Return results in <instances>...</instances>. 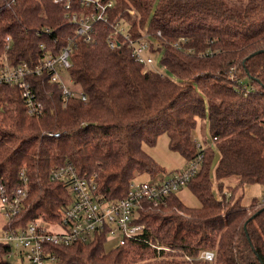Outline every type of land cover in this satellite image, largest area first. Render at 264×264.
Wrapping results in <instances>:
<instances>
[{
  "label": "trees",
  "instance_id": "16d2710c",
  "mask_svg": "<svg viewBox=\"0 0 264 264\" xmlns=\"http://www.w3.org/2000/svg\"><path fill=\"white\" fill-rule=\"evenodd\" d=\"M111 1L106 21L96 19L89 32L76 34L71 15L88 13L92 3L0 0V65L34 66L47 51L58 54L71 43L61 77L86 96L64 100L50 71L33 73L27 80L44 105L37 117L28 113L18 84H0V186L17 187L22 169L28 178L16 222L53 228L60 222L73 195L64 181L49 178L58 166L71 165L80 176L96 173L104 200L126 196L137 174L162 172L144 146L166 133L169 148L187 162L203 155L186 183L199 205H186L177 192L155 205L144 202L136 220L145 224L143 234L111 247L105 230L84 244L51 245L59 264H264V202L243 205L226 186L231 176L236 190L264 185V0ZM117 21L132 38H155L149 51L161 54L160 68L136 60L128 41L108 45ZM200 119L219 155L214 178L212 150L196 145ZM9 250L0 243V264ZM204 250L214 252L212 260L199 257Z\"/></svg>",
  "mask_w": 264,
  "mask_h": 264
},
{
  "label": "built area",
  "instance_id": "2783aa9c",
  "mask_svg": "<svg viewBox=\"0 0 264 264\" xmlns=\"http://www.w3.org/2000/svg\"><path fill=\"white\" fill-rule=\"evenodd\" d=\"M80 1L92 3V8L88 13L71 15V19L78 25L76 34L89 32L92 29V22L96 19L106 21V8L112 4L111 0L106 3L101 0ZM129 11L132 13V10ZM111 26L113 30L107 36L110 47H119L128 41L136 60L146 66L153 63L149 47L151 40L155 38L151 34L145 33L140 37L132 38L123 23L117 21ZM120 34L122 41L117 37ZM156 34L161 36L160 31ZM88 38L89 35L86 39ZM9 42L10 37L7 36L6 48L9 47ZM70 44L63 46L58 54L47 51L43 60L34 66L25 62L12 65L8 61L0 65V84L3 82L18 84L22 89V96L30 115L38 117L44 111L42 101L37 98L27 80V77L33 73L50 71L51 81L59 83L64 100H68L74 94L83 100L86 99L81 90L76 92L69 89L61 77V72L68 71L70 66ZM174 45L179 47L180 43L175 42ZM202 159V154L197 155L186 168L174 172L165 179L155 178L139 184L132 182L126 196L114 200H104L96 191V173L80 176L71 165L53 168L49 178L64 181L73 195L72 202L63 209L61 220L55 228L34 220L24 224L16 222L28 196V178L22 169L21 183L17 187L8 192L3 185L0 186V216L2 218L0 219V243L9 245L10 250L7 256L9 257L15 251L20 257L21 264H59L58 256L51 251V245L84 244L103 230L108 236L107 242L112 243V246L124 244L128 238L138 237L145 230L144 223L136 222L143 203L152 202L155 205L160 198L176 192L198 172ZM160 247L158 246L159 249ZM213 256V251L204 250L199 257L210 261Z\"/></svg>",
  "mask_w": 264,
  "mask_h": 264
},
{
  "label": "rangeland",
  "instance_id": "374dc122",
  "mask_svg": "<svg viewBox=\"0 0 264 264\" xmlns=\"http://www.w3.org/2000/svg\"><path fill=\"white\" fill-rule=\"evenodd\" d=\"M151 56L153 58V64L151 67L160 68V57L161 54L158 53H151ZM62 79L64 84L71 90H74L76 92H79L81 89L78 84H75L71 81L70 77L66 74L62 75ZM195 139L197 141L196 145L198 150L201 149V145L209 146L210 149L213 152V156L210 162V175L211 178H214V170L216 167V163L218 160V151H216L214 142L211 138V135L209 133L208 125L206 124V120H199L197 122V126L195 128ZM145 150L153 157V159L161 166L163 167L162 172L157 174L156 176H151L148 173H141L137 174L134 178V183L139 184L141 182H149L153 179H160V178H168L171 176L174 172H177L179 170H182L186 168L190 161L187 162L182 155L177 152L173 151L169 148L168 145V136L166 133H160L157 137L156 143L153 146H144ZM206 160L209 161V155L211 152H206ZM203 160V159H202ZM202 165V161H201ZM200 165V167H201ZM208 165L204 166L207 168ZM205 168V169H206ZM213 188H216L215 180L212 179ZM237 183V178L235 176H231L226 180V186L229 190L233 189L236 191V195L239 196L240 202L243 205H250L252 201H263L264 200V185H261L260 183H248L245 184L244 187L240 190L234 189L232 186ZM178 196L181 198V200L188 206H198L199 200L196 198V196L193 194L191 189L187 186V184L181 186L179 189L176 190ZM215 196L219 197V194L214 190ZM264 202V201H263ZM0 219L1 216H0ZM47 225H51V222L47 223ZM106 246L111 247L112 243L106 242ZM4 261L6 264H21L20 257L18 254L14 251L9 257H4Z\"/></svg>",
  "mask_w": 264,
  "mask_h": 264
},
{
  "label": "water",
  "instance_id": "95a60500",
  "mask_svg": "<svg viewBox=\"0 0 264 264\" xmlns=\"http://www.w3.org/2000/svg\"><path fill=\"white\" fill-rule=\"evenodd\" d=\"M258 52H260V50H259V51H257V52H255V53H258Z\"/></svg>",
  "mask_w": 264,
  "mask_h": 264
},
{
  "label": "crops",
  "instance_id": "0c3cea01",
  "mask_svg": "<svg viewBox=\"0 0 264 264\" xmlns=\"http://www.w3.org/2000/svg\"><path fill=\"white\" fill-rule=\"evenodd\" d=\"M178 195V194H177Z\"/></svg>",
  "mask_w": 264,
  "mask_h": 264
}]
</instances>
